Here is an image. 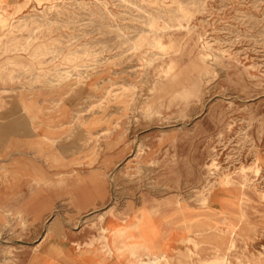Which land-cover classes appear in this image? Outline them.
<instances>
[{"label":"rangeland","instance_id":"1","mask_svg":"<svg viewBox=\"0 0 264 264\" xmlns=\"http://www.w3.org/2000/svg\"><path fill=\"white\" fill-rule=\"evenodd\" d=\"M59 239L264 264V0H0V264Z\"/></svg>","mask_w":264,"mask_h":264},{"label":"crops","instance_id":"2","mask_svg":"<svg viewBox=\"0 0 264 264\" xmlns=\"http://www.w3.org/2000/svg\"><path fill=\"white\" fill-rule=\"evenodd\" d=\"M149 218V216H147ZM155 223V222H154ZM118 224V223H115ZM114 224V225H115ZM156 224V223H155ZM143 238V235H141ZM63 241L59 239V242ZM126 242L130 241H136L135 238H132V240L125 239ZM161 241L163 245L166 247L167 245L170 246V242L166 240L165 237L161 238ZM66 245H63L66 247L63 251H61L60 254L58 253H46L49 249H47V241L45 244L41 246V248L44 247V250L40 253V251L37 253H33L30 256L29 264H118V260H112L108 259L106 255H103L102 253L94 252V250L91 249H85V255L83 257V260L80 259V253L76 251V249H73L69 244H67L65 241H63ZM150 243H152V240H150ZM40 248V249H41ZM123 264V263H119Z\"/></svg>","mask_w":264,"mask_h":264}]
</instances>
